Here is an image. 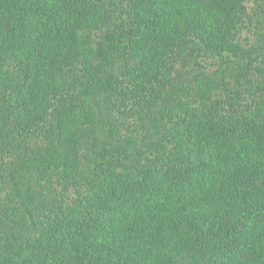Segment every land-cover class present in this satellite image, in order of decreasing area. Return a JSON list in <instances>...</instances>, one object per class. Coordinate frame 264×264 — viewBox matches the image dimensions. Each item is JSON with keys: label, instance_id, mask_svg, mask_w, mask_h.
Returning <instances> with one entry per match:
<instances>
[{"label": "trees", "instance_id": "1", "mask_svg": "<svg viewBox=\"0 0 264 264\" xmlns=\"http://www.w3.org/2000/svg\"><path fill=\"white\" fill-rule=\"evenodd\" d=\"M0 264H264V0H0Z\"/></svg>", "mask_w": 264, "mask_h": 264}]
</instances>
